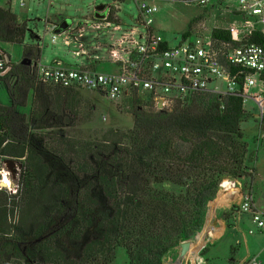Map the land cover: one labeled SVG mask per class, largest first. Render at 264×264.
<instances>
[{"label": "trees", "instance_id": "16d2710c", "mask_svg": "<svg viewBox=\"0 0 264 264\" xmlns=\"http://www.w3.org/2000/svg\"><path fill=\"white\" fill-rule=\"evenodd\" d=\"M28 31L0 4V43L23 44ZM212 36L241 44L227 27ZM30 38L22 60L0 77L15 78L7 87L11 104H0V168L5 156L25 157L15 192L0 189V264H115L121 249L128 264H165L203 230L221 182L248 174L242 96L199 93L158 109L134 93L133 128L76 145L61 129L77 121L78 90L36 82L42 48L36 33ZM246 40L264 43L260 33ZM32 94L31 114L17 113Z\"/></svg>", "mask_w": 264, "mask_h": 264}, {"label": "built area", "instance_id": "2783aa9c", "mask_svg": "<svg viewBox=\"0 0 264 264\" xmlns=\"http://www.w3.org/2000/svg\"><path fill=\"white\" fill-rule=\"evenodd\" d=\"M29 1L6 0V4L11 8L13 3L26 8ZM48 1L52 4L54 0ZM158 1L160 0H135L139 7V15L131 24L112 20L113 5L109 4H105V9L101 11L104 16L96 17L100 22L92 24L91 28L111 33L108 53L104 57L92 56L79 46L77 55L102 58L106 64L112 65V70L102 71L96 67H89L90 63H81L73 67L63 61L46 63L40 60L36 64V82L93 91L109 99L121 97L128 99L134 93L141 97V93H147L143 99L152 100L158 109H170L177 101L184 102L199 93L222 96L240 94L245 107L250 101L255 104L259 109L258 117L262 120L264 43L248 42L246 39L255 33H260L264 37V0H238L239 8L235 12L240 18V23H233L227 27L232 39L241 42L235 47L223 41L216 42L212 36L213 31L194 32L191 36L182 37L178 44L171 45L154 25L155 16L160 10ZM181 1L205 7L215 0ZM117 6L120 7L118 4ZM80 26L81 24L78 25L77 32H80L82 37L83 28ZM55 40L56 36L53 37V41ZM165 43L169 45L165 47ZM9 54L3 43H0V77L12 71L14 60ZM245 72L244 80H241L240 76ZM220 186V189L227 191L235 189L234 193L240 196L235 207L241 213L250 214L253 228L249 229L248 233H264V210L258 207L251 190L244 191L241 188V191H237L240 185L233 179L223 180ZM206 239L208 240V237H205L204 242ZM205 245L206 243H202L199 247L197 251L199 255ZM199 255L181 257L179 258L181 260L176 262L206 264L205 257ZM239 264H262V261L252 258Z\"/></svg>", "mask_w": 264, "mask_h": 264}, {"label": "rangeland", "instance_id": "374dc122", "mask_svg": "<svg viewBox=\"0 0 264 264\" xmlns=\"http://www.w3.org/2000/svg\"><path fill=\"white\" fill-rule=\"evenodd\" d=\"M0 4L4 7H9L6 5V0H0ZM99 4L113 5L111 19L117 21V23L131 24L139 15V7L135 0H120L117 2L115 0H54L52 4H49L48 0H30L26 8H21L16 3H13L12 11L17 15L20 23H27L29 31L23 44L3 43V47L12 55L14 61H21L24 45L33 42L30 38V33L34 32L40 37L41 42L39 45L42 48V61L46 63L57 58H63L68 62L77 61V65L90 63L89 67H96L102 71L112 70V65L106 64L102 58L95 59L88 57V55H77L79 46H82L92 56L104 57L108 53L111 33H107L105 30L96 31L91 28L92 24L100 22L95 17V7ZM158 5L160 10L155 16L154 25L156 30L171 45L181 42L183 33L187 30H193L196 33L201 31L210 33L214 28L228 27L233 23H240V18L235 12L239 8L238 0H215L205 7L181 0H160ZM196 18L199 20L191 25V22ZM65 20L72 22L75 30L81 24L80 27L83 28L82 37L79 34L80 32H77L76 40L64 32L55 34V24L59 25ZM49 29L51 30L49 31ZM112 29L113 27L110 30ZM78 30L80 31V29ZM54 36H56L55 41H53ZM69 38L72 40L71 43ZM68 62L64 63L77 67V65ZM14 82V77H11L8 82L0 81V104H11L7 87L12 86ZM78 93V95L76 94L77 121L74 126L61 129L63 137H67L72 143L77 145V142L80 141L101 139L105 132L111 128L128 130L134 127L135 116L127 97L109 99L100 93L88 90H78ZM146 95L147 93H141L142 99H145ZM33 103L34 95L32 94L27 106H17L15 111L30 115L34 108ZM245 109L248 113L242 122V129L245 134L244 139L252 151H249L248 148L245 160L248 174L236 181L239 182L240 187L244 191L251 190L256 199L257 169L253 164L255 155L259 156L260 151L264 150V117L262 120L258 117L259 109L252 101L247 103ZM46 133H48V137L49 133L52 132ZM51 135L57 136L54 132ZM51 139L54 140L53 138ZM256 149H258L259 154L256 153ZM25 152H27L26 149ZM24 161L25 157L5 156L3 158L2 167L0 168V189L6 188L8 191L15 192ZM259 166L262 170L264 165L261 164ZM5 172L6 174L8 173L7 175L11 181L7 185L2 183ZM165 185L166 187H171L168 184ZM215 199L209 203L208 213L211 211L210 205ZM232 215V212H222V216L227 219L228 216ZM19 216L20 212L16 211L12 217L14 223L19 221ZM230 225L227 226L224 234L216 242L212 243L209 239L204 242L207 245L204 257L205 259L206 257L209 258V264H239L243 260L252 258H256L264 264V234L257 232L249 234V229L253 228L252 222L248 228L243 226V231H234ZM205 232L206 228L204 226L197 238L193 240V244L199 243L201 234H205ZM245 237H248V242L245 241ZM196 255H199V253L196 252L194 256ZM126 257L125 250L121 249L115 264H128ZM181 257L180 249L178 248L167 256L165 264H177L176 261H180L181 259L179 258ZM183 257L193 256L186 254ZM232 258L235 259V262L232 261Z\"/></svg>", "mask_w": 264, "mask_h": 264}, {"label": "crops", "instance_id": "0c3cea01", "mask_svg": "<svg viewBox=\"0 0 264 264\" xmlns=\"http://www.w3.org/2000/svg\"><path fill=\"white\" fill-rule=\"evenodd\" d=\"M72 25L73 24H71L70 28L66 30L64 33H66L67 35L69 34L70 37H73L74 39L75 38L77 39V29L76 30L73 29ZM71 41L72 40L70 39L69 42L71 43ZM53 61L68 62V61H65L63 58H57V59H54ZM68 63L77 65V61L76 62L69 61ZM250 150L252 151V149L249 147V151ZM256 153L259 154L258 149H256ZM262 154H264V150L260 151L259 156L255 155L253 166H255V168L257 169L258 184H257V192H256V203L260 209L264 210V166L262 170L260 169V166H259L261 164L264 165V155ZM237 191H241V187H239ZM234 192H236L235 189H232V191L220 189V191L217 194L216 199L210 205L211 211H209L207 220L205 223V228H206L205 237H208V239L211 240L212 243L216 242L218 239L221 238V236L226 231L227 226L230 224H231L230 226H232V229L234 231L236 230L243 231L242 230L243 226L247 228L250 227V223H251L250 214L241 213L238 209H234L236 203H238L240 200V196H238V193H234ZM223 211L232 212L233 215L228 216V219H227L222 216ZM259 234H264V233H259ZM248 240H249L248 237H245V241L248 242ZM205 261H206L205 263L209 264L208 257H206ZM232 261L235 262V259L232 258Z\"/></svg>", "mask_w": 264, "mask_h": 264}, {"label": "water", "instance_id": "95a60500", "mask_svg": "<svg viewBox=\"0 0 264 264\" xmlns=\"http://www.w3.org/2000/svg\"><path fill=\"white\" fill-rule=\"evenodd\" d=\"M105 7H106L105 4L97 5L96 11H95V17H97V18L103 17L104 14L101 13V11H103L105 9ZM71 24L72 23L68 22L67 20L63 21L59 25H56L54 33L60 34V33L65 32L66 30H68L70 28ZM160 107H162L161 104H160ZM197 236L195 238H197ZM192 243H193V240H187V241H184L180 244L179 249H180V254L182 257L189 253V251L191 250Z\"/></svg>", "mask_w": 264, "mask_h": 264}, {"label": "bare ground", "instance_id": "6f19581e", "mask_svg": "<svg viewBox=\"0 0 264 264\" xmlns=\"http://www.w3.org/2000/svg\"><path fill=\"white\" fill-rule=\"evenodd\" d=\"M8 174V173H7ZM6 174V172H5V175H4V178H3V180H2V183L3 184H5V185H7V184H10V178L8 177V175ZM204 239H205V234L203 233V234H201V237H200V241H199V243H197V244H192V246H191V250L189 251V253H188V255L189 256H193V257H195L194 256V254L197 252V250H198V247L200 246V244L201 243H204ZM203 240V241H202Z\"/></svg>", "mask_w": 264, "mask_h": 264}]
</instances>
